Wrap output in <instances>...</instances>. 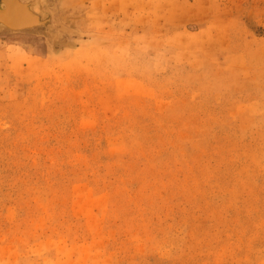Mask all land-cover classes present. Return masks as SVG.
<instances>
[{
	"label": "rangeland",
	"instance_id": "rangeland-1",
	"mask_svg": "<svg viewBox=\"0 0 264 264\" xmlns=\"http://www.w3.org/2000/svg\"><path fill=\"white\" fill-rule=\"evenodd\" d=\"M0 264H264V0H0Z\"/></svg>",
	"mask_w": 264,
	"mask_h": 264
},
{
	"label": "water",
	"instance_id": "water-1",
	"mask_svg": "<svg viewBox=\"0 0 264 264\" xmlns=\"http://www.w3.org/2000/svg\"><path fill=\"white\" fill-rule=\"evenodd\" d=\"M0 19L12 28H23L26 25L28 26V22H33L32 16L28 14L24 7L12 6L10 1H8L4 15H1Z\"/></svg>",
	"mask_w": 264,
	"mask_h": 264
}]
</instances>
